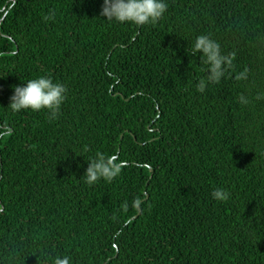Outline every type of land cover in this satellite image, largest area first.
<instances>
[{
    "label": "trees",
    "instance_id": "1",
    "mask_svg": "<svg viewBox=\"0 0 264 264\" xmlns=\"http://www.w3.org/2000/svg\"><path fill=\"white\" fill-rule=\"evenodd\" d=\"M167 3L138 26L103 0H0V264H264V0ZM200 34L236 53L204 93ZM40 75L68 88L58 119L8 107ZM98 151L122 172L89 186Z\"/></svg>",
    "mask_w": 264,
    "mask_h": 264
},
{
    "label": "clouds",
    "instance_id": "2",
    "mask_svg": "<svg viewBox=\"0 0 264 264\" xmlns=\"http://www.w3.org/2000/svg\"><path fill=\"white\" fill-rule=\"evenodd\" d=\"M167 0H103L101 16L108 21L119 23H132L138 26L157 24L166 14ZM56 12L50 10L42 17L47 23L54 21ZM190 55L201 54L200 72L205 75L199 77L195 83L198 92L204 93L211 85L219 84L229 69L232 68L236 57L235 52L225 53L219 41L210 34L198 35L187 49ZM248 72L243 70L236 75L237 80L247 79ZM13 95L10 97L8 107L16 113L31 109L32 111L47 110L48 119H58L61 108L67 99L68 88L66 84L54 80L50 75H40L27 80L26 84L14 85ZM256 99H264V92L257 93ZM243 104L249 103L247 97L241 95ZM89 165L82 177L89 186L100 180L111 182L121 174V162L112 155L96 152L95 156L88 159ZM230 192L225 188H216L212 197L217 201H227ZM136 204L139 200L135 201ZM48 264H72V258L68 255H56L45 257Z\"/></svg>",
    "mask_w": 264,
    "mask_h": 264
},
{
    "label": "water",
    "instance_id": "3",
    "mask_svg": "<svg viewBox=\"0 0 264 264\" xmlns=\"http://www.w3.org/2000/svg\"><path fill=\"white\" fill-rule=\"evenodd\" d=\"M147 199V198H146ZM140 212H141V208H140ZM138 217V215L137 216H135L133 219H136Z\"/></svg>",
    "mask_w": 264,
    "mask_h": 264
}]
</instances>
